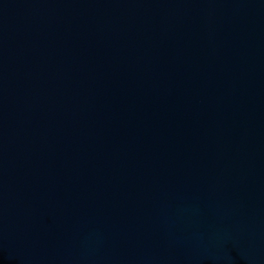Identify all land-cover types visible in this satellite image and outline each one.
Instances as JSON below:
<instances>
[{"label":"water","instance_id":"1","mask_svg":"<svg viewBox=\"0 0 264 264\" xmlns=\"http://www.w3.org/2000/svg\"><path fill=\"white\" fill-rule=\"evenodd\" d=\"M0 264H264V0H0Z\"/></svg>","mask_w":264,"mask_h":264}]
</instances>
